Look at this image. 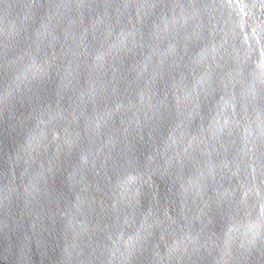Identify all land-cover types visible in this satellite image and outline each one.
Masks as SVG:
<instances>
[{
	"label": "water",
	"instance_id": "95a60500",
	"mask_svg": "<svg viewBox=\"0 0 264 264\" xmlns=\"http://www.w3.org/2000/svg\"><path fill=\"white\" fill-rule=\"evenodd\" d=\"M0 264H264V0H0Z\"/></svg>",
	"mask_w": 264,
	"mask_h": 264
}]
</instances>
